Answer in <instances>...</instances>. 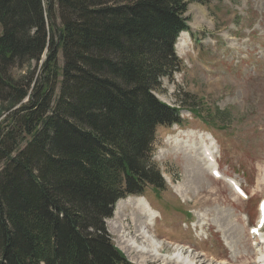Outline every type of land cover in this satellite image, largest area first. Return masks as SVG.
Wrapping results in <instances>:
<instances>
[{
    "label": "trees",
    "instance_id": "obj_1",
    "mask_svg": "<svg viewBox=\"0 0 264 264\" xmlns=\"http://www.w3.org/2000/svg\"><path fill=\"white\" fill-rule=\"evenodd\" d=\"M198 1L0 0V264H131L105 219L165 188L155 130L182 117L154 91Z\"/></svg>",
    "mask_w": 264,
    "mask_h": 264
},
{
    "label": "rangeland",
    "instance_id": "obj_2",
    "mask_svg": "<svg viewBox=\"0 0 264 264\" xmlns=\"http://www.w3.org/2000/svg\"><path fill=\"white\" fill-rule=\"evenodd\" d=\"M184 16L189 31L179 34L174 47L179 69L154 91L182 114L179 124L155 130L151 161L165 188L120 199L115 211L120 205L122 224L114 211L105 227L131 264H173L176 252L200 257L197 264H261L264 227L256 237L249 228L264 197V0H201L189 3ZM35 65H15L10 74L18 79ZM6 106L0 102V119ZM204 134L212 136V166L221 177L212 176L203 159L202 142L209 144ZM230 178L245 197L233 191ZM139 196L158 211L148 228L160 246L158 256L142 252L148 242L135 234L134 208L123 201ZM133 238L137 247L127 251L128 243L120 241Z\"/></svg>",
    "mask_w": 264,
    "mask_h": 264
},
{
    "label": "bare ground",
    "instance_id": "obj_3",
    "mask_svg": "<svg viewBox=\"0 0 264 264\" xmlns=\"http://www.w3.org/2000/svg\"><path fill=\"white\" fill-rule=\"evenodd\" d=\"M204 136H205V139L209 141V144H207L205 141L202 142L203 144H202V150L201 151H202V155H203V159H204L205 163L207 164V166H210L212 164V162L215 160L213 158L214 155H213V146H212L213 145L212 136L209 135V134H204ZM201 139L205 140L203 138H201ZM200 145H201V143H200ZM123 201L124 202H130V204L134 208V214L131 217H132V221L134 222L133 225L136 226V233L135 234L137 236H141V237L145 238V240H147V242H148L147 244H148L149 248H147V247L143 248L145 251H142V252L145 253V254L152 253V254L158 256L159 247L160 246L157 244V241L154 240L152 238V236L149 234V229H148L151 226V222H153L152 220H155L156 216L158 215V211L154 210L151 207V205L149 204V202L145 198H143L141 196L134 197V198H129V199H126V200H123ZM119 206L117 204L118 210L115 211V216L117 217L115 221H117L120 224H122V222L120 220H122L123 217H122V215H120V207ZM135 208L139 209V211H137ZM117 214H118V216H117ZM112 228L114 230H116V231L124 229V227H122V226H117V227L113 226ZM124 241H125V243H128L127 251L129 249L132 250L131 248H133V247H137L136 246V240L134 238L133 239H128V240L124 239V240H121L120 242L123 243ZM260 255H261L262 258H264V254L263 253H260ZM196 259L197 260L200 259V261H201L200 257L194 256L191 259L189 257V255H185L184 256L182 253L176 252L174 259L173 260L171 259L170 262L173 263V264H197ZM203 261H206V260H203Z\"/></svg>",
    "mask_w": 264,
    "mask_h": 264
}]
</instances>
